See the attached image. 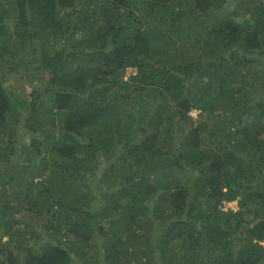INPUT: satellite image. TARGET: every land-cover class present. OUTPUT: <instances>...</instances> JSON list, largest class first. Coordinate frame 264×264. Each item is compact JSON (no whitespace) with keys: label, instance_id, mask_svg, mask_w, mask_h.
<instances>
[{"label":"trees","instance_id":"trees-1","mask_svg":"<svg viewBox=\"0 0 264 264\" xmlns=\"http://www.w3.org/2000/svg\"><path fill=\"white\" fill-rule=\"evenodd\" d=\"M0 169V264H264V0H0Z\"/></svg>","mask_w":264,"mask_h":264},{"label":"rangeland","instance_id":"rangeland-1","mask_svg":"<svg viewBox=\"0 0 264 264\" xmlns=\"http://www.w3.org/2000/svg\"><path fill=\"white\" fill-rule=\"evenodd\" d=\"M227 6H228V4H227ZM230 9H232V8H229L228 10H230ZM132 73V70L131 69H129L128 70V72H127V76L128 75H130ZM251 81V80H250ZM14 83H12L10 80H7V83H4V87H6V89H9L10 87H12V85H13ZM17 90L18 89H20V87H18V88H16ZM25 93H28L27 91H25ZM28 95H22V93L18 96L20 99H24V97H27ZM30 96V95H29ZM29 96L27 97V98H29ZM19 99V100H20ZM30 99V98H29ZM21 101V100H20ZM193 116L197 119V112L195 111V112H193ZM123 122L124 123H126V120H123ZM26 143L28 144L29 143V141H28V138L26 139ZM11 151H10V149H8V153H10ZM43 153L45 154V155H49L50 154V152H46V149H43ZM9 160H11V162H10V165H12V161H13V163H14V161H16L17 163H18V161H19V154L17 153V152H15V153H13V155H12V158H10ZM1 170V169H0ZM99 191L100 192H102L103 191V188L101 189H99ZM230 205H231V207H233L234 209H237L238 208V206L236 205V203H230ZM230 209V208H229ZM35 212H36V210H35ZM31 213H33V212H31V211H27V212H25V215H15L14 216V219H18L21 223H25V222H31L33 225H35V226H39L40 228H43L45 225L41 222V221H43V218L42 217H40V218H30V214ZM20 218V219H19ZM8 238L6 237L4 240H7ZM264 244V243H263Z\"/></svg>","mask_w":264,"mask_h":264},{"label":"clouds","instance_id":"clouds-1","mask_svg":"<svg viewBox=\"0 0 264 264\" xmlns=\"http://www.w3.org/2000/svg\"><path fill=\"white\" fill-rule=\"evenodd\" d=\"M29 88V87H28ZM27 88V92L28 93H30L31 92V89H28ZM197 112V116L201 113L200 111H198V110H193L192 111V113H191V116H193V112ZM194 117V116H193ZM195 118V117H194ZM196 119V118H195ZM230 203H236V205L238 206V202L237 201H233V202H225L224 204H223V207H224V209L225 210H228L229 208L230 209H232V210H234V211H237L238 210V208L237 209H234L233 207H231V205H230ZM39 227V226H38ZM40 228V227H39ZM42 230H44L43 228H41Z\"/></svg>","mask_w":264,"mask_h":264}]
</instances>
